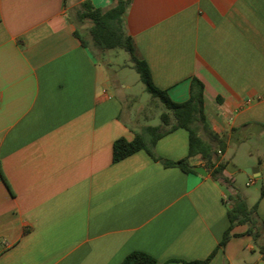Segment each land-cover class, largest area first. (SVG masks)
Here are the masks:
<instances>
[{
    "label": "crops",
    "instance_id": "crops-1",
    "mask_svg": "<svg viewBox=\"0 0 264 264\" xmlns=\"http://www.w3.org/2000/svg\"><path fill=\"white\" fill-rule=\"evenodd\" d=\"M82 1L0 0V264H119L132 251L184 264L215 249L205 264H264L246 224L218 247L230 194L257 202L264 222V195L250 203L235 186L244 175L264 183V0H130L123 12L156 87L182 102L193 77L203 83L198 133L229 185L199 155L189 164L205 175L143 149L112 161L116 138L160 123L124 104L133 94L84 37ZM153 152L185 157L188 131L162 135Z\"/></svg>",
    "mask_w": 264,
    "mask_h": 264
},
{
    "label": "trees",
    "instance_id": "trees-1",
    "mask_svg": "<svg viewBox=\"0 0 264 264\" xmlns=\"http://www.w3.org/2000/svg\"><path fill=\"white\" fill-rule=\"evenodd\" d=\"M130 0H116L109 8L94 7L89 0L80 4L77 12L78 19H89V28L93 46L104 51L108 49L121 48L129 55L132 66L144 84L145 90L154 98H157L164 106L165 111L159 115V125L145 126L142 131L135 132L132 139L118 137L112 144V161H118L125 156L139 150H145L154 160L160 161L164 166H176L185 172H194V167L189 164V158L199 155L204 161V166L214 179H220L229 185L228 178L222 175L223 164L214 167L212 147L198 133V125L204 123V94L203 83L193 77L190 81L189 97L182 102L173 101L165 90L156 87L151 78L150 70L146 62L137 54L132 37L126 32L123 23V12ZM83 45L88 44L81 39ZM182 127L188 131L187 155L178 160L160 158L153 152L156 140L169 131ZM264 195V183L261 186L259 197ZM231 202L227 206L229 226L224 231L218 247L224 246L232 235L231 229L237 224H246V233L252 236L254 243L264 254V222L256 213L257 202L248 205L244 198L238 193L230 194ZM216 250V249H215ZM215 250L204 260L183 262L184 264H205L213 255ZM119 264H160L151 255L142 251H132L124 256Z\"/></svg>",
    "mask_w": 264,
    "mask_h": 264
},
{
    "label": "rangeland",
    "instance_id": "rangeland-1",
    "mask_svg": "<svg viewBox=\"0 0 264 264\" xmlns=\"http://www.w3.org/2000/svg\"><path fill=\"white\" fill-rule=\"evenodd\" d=\"M87 24L85 26L84 37L90 42V45L98 58H112L114 61L113 68L116 70V75L120 79V81L129 86L127 92L133 94V96H126L123 101L124 104L129 102L131 105H141L144 110H147L149 114V123L156 124L160 123L159 115L161 112L165 111L163 104L154 97H152L144 87V84L140 81L138 73L134 68L129 67V65H125L129 63V55L126 51L121 48H114L110 50H100L97 47L93 46L91 41V36L89 32V26L91 21L86 19ZM116 91L121 95L122 91L116 83ZM235 158L237 161H240L243 156L240 153L236 154ZM248 177L244 175L243 179L238 178L235 182V186L238 188L239 193L244 194L248 201L252 203L258 193L260 192L261 186L263 184V178L260 177L252 182L250 185H246V181Z\"/></svg>",
    "mask_w": 264,
    "mask_h": 264
},
{
    "label": "water",
    "instance_id": "water-1",
    "mask_svg": "<svg viewBox=\"0 0 264 264\" xmlns=\"http://www.w3.org/2000/svg\"><path fill=\"white\" fill-rule=\"evenodd\" d=\"M194 170L201 175H205L206 171L202 166H194ZM244 172H246L248 175L255 177L258 175V167L256 166H250V167H245Z\"/></svg>",
    "mask_w": 264,
    "mask_h": 264
},
{
    "label": "built area",
    "instance_id": "built-area-1",
    "mask_svg": "<svg viewBox=\"0 0 264 264\" xmlns=\"http://www.w3.org/2000/svg\"><path fill=\"white\" fill-rule=\"evenodd\" d=\"M252 183V178H250L247 182V185H250Z\"/></svg>",
    "mask_w": 264,
    "mask_h": 264
}]
</instances>
